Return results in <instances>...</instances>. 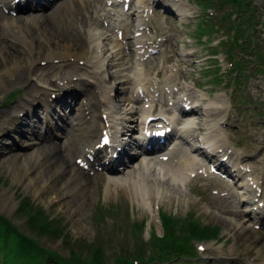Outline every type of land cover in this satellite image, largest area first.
<instances>
[{
    "label": "bare ground",
    "instance_id": "obj_1",
    "mask_svg": "<svg viewBox=\"0 0 264 264\" xmlns=\"http://www.w3.org/2000/svg\"><path fill=\"white\" fill-rule=\"evenodd\" d=\"M177 1L180 3L181 0ZM150 3L151 0H137L131 13H123L124 16L131 15L132 18H135L137 21L136 31L143 32L140 37L134 36L136 45H142L136 49L139 63L137 62L134 68L129 64L125 43L121 42L115 34L109 33L113 31L111 29L112 16H107V14L98 16L95 22L90 25L85 38L80 34L79 24L82 22L85 25L88 21L78 18L73 13L71 8L75 7L74 1L66 0L64 5L73 16L70 25L80 34L77 39H72L71 35L59 33L53 29L52 24L58 23L56 16L61 15L60 9L52 12L54 20L42 14L43 10L39 5L36 6L33 13L23 17L6 16L0 9L2 36L0 39V93L11 85L22 86L30 91L27 93L30 98H26V96L16 105L4 104L0 108V154L12 150V146L6 144L8 140L5 139V136L13 137L11 144L15 147L18 145L16 135L28 137V141L21 144L20 151L10 154L12 155L9 157L11 162L8 163L7 169L14 178L24 180L40 197L46 193L48 187H51L54 199L60 201L61 195L67 197L77 195L76 203L85 205L88 200V192L91 193L90 189H92L91 176L85 175L73 163L72 153L78 152L83 155L90 152L91 145L99 143V140L96 139L105 129L113 135L116 149L132 147L135 140L131 144L125 140V136L127 135L126 139H131V132L145 123L150 111L156 107L157 95L158 98H165L171 95L169 92L172 86H178L181 69L165 64L171 60V57H166L164 53L166 41L152 42L148 35V21H151L152 18L148 12L152 8L149 6ZM0 4L2 7H10L12 0H0ZM186 14L182 12L181 16ZM100 21L103 23L109 21V27H103L100 25ZM114 26L121 29L123 23L119 20L118 24H114ZM168 41H170V35H168ZM85 44H88L89 47H84ZM17 45L23 46L24 50L18 52L14 48ZM143 48H146V52H149L150 48L158 50L157 53L163 56V69L158 68V71L155 69L153 72L147 67L146 62L151 57L147 58V61L143 60L146 53H138ZM38 50L43 51L44 55L37 59L35 53ZM182 54L186 55L184 52ZM27 55H31V58ZM53 60H60V63L54 64ZM81 60L86 62V66L76 65L75 62ZM41 61H47L48 64L37 68V63L40 64ZM61 69L64 71L61 72L59 78L53 79L51 73ZM80 71L84 72L80 73ZM75 76L78 81L94 82L99 87V90L93 93L97 95V98L91 100L92 104L78 107L76 97L66 91L63 86L58 88L59 80L69 83L74 81ZM110 78L114 79L111 85H109ZM101 84L106 87L104 91ZM66 85L65 88L72 89ZM132 86L143 88L146 92L145 99L148 101L142 103L139 101L140 97L135 94L127 96ZM180 89L184 90L183 96L192 99L194 105L189 113L186 110V112L183 111L178 102L174 105L177 112L170 120L176 127L177 149L171 152V157L167 161H160L156 156L146 155L135 163L128 161L123 164L122 162V165L117 167L116 174L108 176L104 184L101 181L105 187L104 193L106 196H112L119 194V191H124L131 202L141 205L152 215V219L158 225L160 223L158 211L166 202L175 206L185 205L187 209H190L193 204L200 205L201 210L206 213V219L220 225L223 233L231 240V244L228 246L225 244L218 246L219 253L232 259H243L239 256L240 252L244 257L248 251L253 249L257 255L254 260L248 259L246 256L245 264H264V233L254 227L256 224H262L264 207H260L259 202L264 201V192L256 201L257 195L249 187V182L253 179L261 184L264 182V154H260L257 149L252 148L236 149L230 158V163L233 162L235 169L234 171L232 168L229 169L226 166L228 164H225L222 158H218L222 149L226 152L221 157L227 155L226 153L233 145L223 125L227 122L230 113L228 102L222 99L223 95L221 94L207 102L204 100V94L196 93L190 85H184ZM61 91H65L66 96L72 97V102L57 101H61L62 108H66V105L75 109L77 118L73 123L72 132L65 137L62 132V141L53 143L54 141L48 140L47 136H54L52 129L55 128L58 130L56 136L59 138L61 122L65 116L61 115L60 120L54 119L53 105L56 101L51 99V94L54 92L58 94ZM85 91L86 89H81L82 93ZM114 91H116L115 98L110 94ZM136 92H138L137 89ZM145 103H149V109L145 107ZM39 105L49 115L47 121L44 122V126L47 127L45 136L38 134L34 129L40 120L37 117L38 110L41 108V106L37 108ZM178 113L183 115L175 117ZM104 114L106 119L102 116ZM104 123L108 126H105ZM208 139L209 144L207 145ZM76 143L80 144L82 148L77 149ZM66 151L68 154L65 155ZM105 151L106 149L95 150L98 162L102 163L101 159L104 158V155L106 156ZM66 156H69V159ZM201 157H204L207 162L222 164L226 173L233 180V185L227 191L229 197L222 196L221 188L215 197L221 201L235 198V201L242 203L239 209H227L221 206V208L212 210L208 203H201L191 193L190 179L192 175L196 173L199 175V171L206 166ZM4 162H7V158ZM46 162L53 165L50 164L51 169L48 170L50 175L42 179L41 169L46 167ZM53 172L57 173V178L54 180L51 176ZM60 190L62 194L59 193ZM3 194L4 192H0V204L4 207L10 206L4 200ZM63 208L75 216L76 228L83 229L84 225L79 215L76 214V209L69 206ZM202 247L208 254L213 250L212 244H205Z\"/></svg>",
    "mask_w": 264,
    "mask_h": 264
},
{
    "label": "rangeland",
    "instance_id": "obj_2",
    "mask_svg": "<svg viewBox=\"0 0 264 264\" xmlns=\"http://www.w3.org/2000/svg\"><path fill=\"white\" fill-rule=\"evenodd\" d=\"M80 2L79 0L76 1V10H78V15L80 13H86L90 8L94 9L95 6L97 5L96 0H93L91 3V0H88V8L87 5L85 7L83 6H78ZM213 2H216V4L213 5H219V0H213ZM193 3V10L196 11L194 12V16L192 18H186V22L184 24V32L183 36L181 38H185L184 44L180 45L177 42H175V45L172 47L173 51H170L174 55L175 58L179 57L180 53L176 51L175 49L181 50L183 48H188L190 47L192 50H195V59L201 60L200 64L197 65L194 63L192 67L191 74L192 76L190 79L196 80L202 83V86L200 87V90L198 92H209L211 94L210 99L214 98L215 95L221 94L223 92L227 93L228 96L226 98L231 99L232 105L235 107L240 115H237L234 110H231V122L229 129H232L236 131L234 135L231 136L232 140H242L246 139L247 135L252 136L257 135L258 129L261 127L260 132L264 134V123L259 122L257 119L256 115L254 116V108L253 107H236L234 105V102L237 104L243 103V100L249 99H258V102H261L264 107V86L260 84V82L264 81V76L258 77L256 79L252 80V84L249 85L247 89L244 88H236L234 86H231L229 83L228 85H224V83L220 84H215L212 81V77L216 73V66H219V57H222L223 54H220L218 59V63H215L213 61H210L208 59V62H202L206 55H209V48H213L220 39L224 38L226 34L224 32L225 26L229 25L230 20L233 22L236 19L234 14L232 16V19H228L227 21H223L221 16L228 14V10L226 9H231L229 8L230 4L224 3L223 6L226 7L225 10L223 8H220L217 10V7H205L203 8L202 4L200 5L199 0H194L192 1ZM256 5L258 7L259 12L261 13V20H264V10L262 7L264 6V0H257ZM197 7V8H195ZM54 8V7H53ZM52 7L49 9L51 10ZM214 12V13H213ZM29 11H24L23 13H20L17 16L23 17L26 14H29ZM52 12L49 11H44L43 14L49 15ZM213 13V14H212ZM236 13V11H235ZM200 14V16H199ZM211 14V15H210ZM6 16H11L9 14H6ZM62 19L60 18L59 23L52 24L53 29L56 31H59V33L63 34H68V33H74L73 29L71 28L70 21L72 16L70 14H63ZM16 17V16H13ZM213 17V21L210 22L211 18ZM54 20V17L51 16ZM210 18V19H209ZM209 19V20H208ZM176 23V28H174L175 24L173 25V28L176 30V33H181L178 29V26L180 25V21L175 22ZM199 24L202 25H215V29L217 30L213 34H208L209 38L208 41L202 43H198L197 45L193 41L198 40V33H197V28ZM216 26H220V28H217ZM48 29H51V27ZM222 29V31H221ZM72 31V32H71ZM258 33V31H256ZM263 30H260L258 34L262 33ZM35 35V33H34ZM69 35V34H68ZM72 35V34H71ZM133 35V33H132ZM257 35V34H256ZM1 31H0V39H1ZM179 38V37H178ZM72 39H74L72 37ZM199 41V40H198ZM133 43V42H132ZM183 46V48L181 47ZM84 47H89V45L85 44ZM221 47V46H220ZM240 47L239 45H236V48ZM15 49L18 50V52L23 51L24 49L22 48L21 45H17L14 47ZM171 48V47H170ZM20 50V51H19ZM11 51H13L11 49ZM44 55L43 51L41 52L38 50L35 53V56H37V59L39 56L41 57ZM33 56V55H32ZM27 57L31 58V55H27ZM192 57H190L191 59ZM209 58V57H208ZM189 59V58H188ZM58 63V62H57ZM77 63V62H76ZM80 66H84L82 62L77 63ZM39 62L37 63V68L39 67ZM45 65L42 64V67ZM187 66V63H186ZM190 69V66H188ZM39 70V69H38ZM206 70L208 71L207 75L205 74ZM242 70V75H247L250 77V74L244 73L245 69L241 67ZM64 70L61 69V72ZM225 71V70H224ZM53 76H51L53 79L58 77V75H61L60 71H55L54 73H51ZM225 79V76H223ZM222 79V81L224 80ZM227 80V78H226ZM254 81L257 83L254 85ZM188 83H190V80H187ZM16 90V94L18 96L13 99L15 96L9 94ZM232 90H235V92L232 94ZM238 90L241 92L238 93ZM258 90V91H257ZM30 91H27L24 87L22 86H16V85H11L8 86L7 89H3V92L0 93V108L4 104H8L10 106L16 105L19 101L24 99L27 96V93ZM236 93V94H235ZM238 93V94H237ZM235 95V96H234ZM233 97V100H232ZM9 98L12 100H9ZM209 98V96H208ZM207 98V100H208ZM247 109L246 110V115L244 116V111L242 109ZM239 118V121H236L235 123L232 122L233 119ZM239 126V127H235ZM38 130L41 131L38 127ZM43 130V129H42ZM13 137L8 135L5 136V139L8 140L6 143L7 145L12 146V150H9V152H5L0 154V192H4V200L10 204V206H5L0 204V215H3L5 218H10L11 221L19 226V231L25 232L29 235H34L36 239H38L39 235H41L38 231H34L31 229V226L29 225V222L27 223L28 216L25 215L24 213H21L20 210V202L22 201V198L28 197L30 201L34 204V206L38 210H42L46 213V215L50 216V219H58L59 225H62L64 230L63 232L66 233L65 239L62 238H57L56 236H48V238H44L41 242V244L45 245L46 247L51 248L52 250H56L63 256L64 258L70 257V250H75L77 253H79L82 258L84 259L85 257H91L92 251L96 248V246H101L104 250V264H115V258L119 255H126L128 257H133L134 256V240L132 236V231L130 230V225H132L133 222L145 220V229L143 230V233L141 236H139L140 240L142 239L144 242L146 240L149 241V237L151 234V230L153 232H156L159 235L164 234V226L162 225L161 218H160V223L159 225L156 224L155 220L152 219V215L144 210L141 205L133 204L131 200L126 196L124 191H119V194H114L110 196H106L104 193L105 187L104 183L107 181V176H105L102 173H99L97 175L91 176V186L92 189L91 193L88 192V200L85 202V205H81L80 203H76L77 195H73L71 197L63 196L61 195L62 199L56 200L54 199V193L53 189L51 187H48L46 190V193L40 197L38 194H35L33 191L32 187L27 185L24 180L14 178L7 169V165L9 162H11V159L9 158L10 154H13L17 151H20V146L23 144L24 141H28V137L24 135H16V142L18 145L15 147L14 145L11 144ZM5 140V141H6ZM250 142V141H249ZM261 151L264 153V144H261ZM259 145V146H260ZM10 151H13L10 153ZM68 154V151L65 152V155ZM77 154H73V162L75 163L74 159ZM69 159V156H66ZM7 158V162H4L5 159ZM49 163L46 162V167H42L41 169V175H43V178H47L49 174V169H51V166ZM53 165V164H52ZM88 175V174H87ZM111 175V174H107ZM51 176L53 177V180L57 178V173L53 172L51 173ZM202 180V179H201ZM102 181V183H101ZM196 182L197 186H191L192 188V194L199 193L196 189L199 186L201 187L200 180H194ZM190 188V189H191ZM203 191L202 188H199ZM197 191V192H196ZM209 190L205 189L203 193L207 197L206 199H203L205 203H208L209 207L212 210L218 209L221 205L219 204V201L216 199H213L209 195ZM60 194H62V191H59ZM191 194V195H192ZM197 195L198 197L200 194H194ZM77 196V197H76ZM193 196V195H192ZM195 198H198V197ZM210 197V198H209ZM67 203V205H65ZM72 207L76 209V214L79 215L80 220H82V224L84 225L83 229L79 230L76 228L75 225V216L73 214H70L67 212L63 207ZM164 213H169V214H174L177 217H183L187 215H192L195 218L198 219V221H201L202 224L206 225L211 223L215 224L212 221H209L206 219V213H204L200 205H192L190 209H187L185 205H171L169 202H166L160 210L159 216L164 214ZM192 213V214H191ZM2 217V216H0ZM175 227L172 229V233ZM178 231L175 229V232L179 235L181 233L186 232L187 226L185 224L177 226ZM224 235L223 229L220 232V236ZM181 236H184L187 238L184 234H181ZM225 237V236H224ZM10 237H4L3 242ZM138 238V239H139ZM227 239V238H225ZM225 239H222L225 240ZM175 240V239H174ZM173 240V241H174ZM221 241L218 240H210L207 241V243H212L213 247L215 248L214 251L209 253L208 255H205L202 253L199 249V245L201 242L195 241V253H193L194 257L193 258H176L173 259L170 262H158L157 264H235L237 261L235 260H227L223 254H219L217 251V247L220 244L225 243V241L220 243ZM227 241L225 245H228ZM6 245H9V241L4 242ZM174 243V242H173ZM146 245L145 249V256L148 259L150 257V252H152L151 249V243H144ZM77 247V248H76ZM153 253V252H152ZM255 251H251L247 253L248 257H254L255 256Z\"/></svg>",
    "mask_w": 264,
    "mask_h": 264
},
{
    "label": "trees",
    "instance_id": "obj_3",
    "mask_svg": "<svg viewBox=\"0 0 264 264\" xmlns=\"http://www.w3.org/2000/svg\"><path fill=\"white\" fill-rule=\"evenodd\" d=\"M20 203L21 213L28 216L32 230L38 231L41 235L65 239L66 233L63 232L64 228L59 225L58 219H50V216L38 210L28 197L22 198ZM216 229L211 226L203 227L200 222H195L191 230L201 237H210L216 233ZM4 237H10L6 239L10 242L9 245L4 243L6 240L3 242ZM176 245L180 250L181 246L178 243ZM159 246L162 251L168 247L165 243H159ZM0 252H7L9 264H104L105 257L103 248L98 245L92 251L91 257L83 259L75 250H70V257L64 258L58 252L41 245L40 239L36 240L34 237L20 234L17 228L4 217H0Z\"/></svg>",
    "mask_w": 264,
    "mask_h": 264
}]
</instances>
